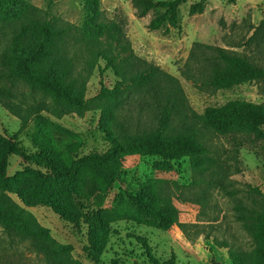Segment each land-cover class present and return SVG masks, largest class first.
I'll list each match as a JSON object with an SVG mask.
<instances>
[{"label": "trees", "instance_id": "trees-1", "mask_svg": "<svg viewBox=\"0 0 264 264\" xmlns=\"http://www.w3.org/2000/svg\"><path fill=\"white\" fill-rule=\"evenodd\" d=\"M138 18L149 11L161 10L149 23L152 30L163 25L179 26V6L186 0H130ZM84 10L80 27L62 23L50 13H42L25 0H0V94L6 97L4 106L16 116L22 126L31 118L36 121L32 134L33 152H26L18 143L7 141L0 152V226L10 247L27 242L28 249L41 257V264H82L72 258L73 247L57 242L28 210L44 206L63 220L86 227V245L82 252L92 263H98L112 226L121 221L146 223L160 231H168L178 223L179 210L170 195L153 186L140 183L138 190L127 194L118 207H103L104 200L124 170L128 156L157 157L166 162L187 158L191 167L204 176L217 167L209 157L206 135L225 136L232 131L263 137L264 104L234 100L220 107H208L202 114L188 108L179 81L140 58L130 47L122 27L112 21L99 20L98 0H79ZM204 0L192 4L189 13L200 14ZM264 38V8L262 19L247 40ZM104 70H111L117 79L112 88L100 83L99 93L87 99V83L99 61ZM189 64L183 73L198 88L230 89L247 82L264 83V67L239 57L232 51L195 43L189 54ZM196 66L195 73L192 68ZM102 70L99 72L102 73ZM28 88L32 104L15 102L18 86ZM139 94L140 109L151 108L156 128L151 133L130 130L116 119V110L132 94ZM38 97V99H37ZM100 110L101 121H110L115 134L103 128L108 148L103 153H90L74 158L75 144L59 139L62 129L41 115L55 119L75 113L83 116ZM188 118L183 132L169 134L173 119ZM15 155L46 170L35 172L28 198L11 188L6 176L7 159ZM216 181H202L213 185ZM258 192L255 189L253 192ZM15 195L20 203L11 198ZM91 199L98 209L83 213L80 205ZM252 208H242L239 220L253 241L248 256L228 249L231 264H264V197L251 199ZM131 236V235H130ZM143 249L141 264H176L174 253L160 261L152 254L145 237L133 236ZM226 248L225 244H217ZM0 264H2L0 262ZM215 264V263H212Z\"/></svg>", "mask_w": 264, "mask_h": 264}, {"label": "rangeland", "instance_id": "rangeland-1", "mask_svg": "<svg viewBox=\"0 0 264 264\" xmlns=\"http://www.w3.org/2000/svg\"><path fill=\"white\" fill-rule=\"evenodd\" d=\"M42 13H50L60 22L80 27L84 10L79 0H25ZM100 21H112L122 27L137 58L157 66L163 72L176 78L185 94L188 108L202 114L208 107H220L239 100L264 104V83L247 82L230 89L206 90L198 88L183 73L189 62V54L195 43L219 47L232 51L242 58L264 67V38H256L246 44L263 14L264 0H204L200 14L189 13L192 4L201 0H186L179 6V26L176 29L167 24L159 29L149 28L150 21L161 10L149 11L138 18L130 0H98ZM172 1V0H155ZM86 87V98L96 96L100 83L112 88L116 83L113 72L104 70V62L98 63ZM103 72L100 73L99 71ZM196 66L192 68L195 73ZM15 102L31 105L30 93L22 85L17 88ZM139 94H132L116 110V119L130 130L151 133L157 124L151 108L140 109ZM38 99V97H37ZM6 97L0 94V152L7 141L18 143L26 152H33L32 134L36 121L31 118L22 126L20 120L4 106ZM41 115L58 125L62 131L59 139L71 140L76 147L74 158L90 153H103L108 148L103 128L115 134L110 121H101L100 110H91L83 116L75 113L55 119L47 113ZM190 124L186 118L173 119L170 135L183 132ZM263 133H264V129ZM209 157L217 167H211L204 176L194 171L190 161L166 162L157 157L128 156L123 163L124 170L104 200L103 207H118L127 200V194H134L140 183L150 181L157 189L170 195L172 203L179 210L178 223L168 231H160L144 223L121 221L112 228L109 242L96 264H141L145 257L143 249L133 236L145 237L152 254L160 261L169 259L174 253L176 264H231L228 249L246 256L252 253L253 241L239 220L242 208H252L251 199L264 197V136L232 131L221 136L206 135ZM6 176L11 188L21 191L28 198L29 186L35 172L47 174L46 170L26 162L19 156L7 159ZM213 185L202 181H216ZM258 192H253V190ZM11 198L20 203L13 194ZM97 204L84 200L80 205L83 213L97 210ZM37 221L47 228L59 243L73 247L72 258L82 264H95L82 252L86 245V227L71 224L44 206L28 209ZM131 235V236H130ZM27 242L10 247L3 228L0 226V262L2 264H41V257L28 249ZM225 244L220 248L217 244Z\"/></svg>", "mask_w": 264, "mask_h": 264}]
</instances>
